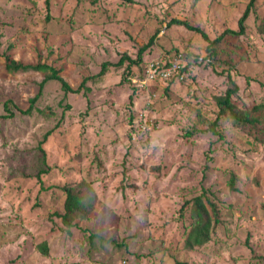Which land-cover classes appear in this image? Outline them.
I'll return each instance as SVG.
<instances>
[{
  "label": "rangeland",
  "instance_id": "1",
  "mask_svg": "<svg viewBox=\"0 0 264 264\" xmlns=\"http://www.w3.org/2000/svg\"><path fill=\"white\" fill-rule=\"evenodd\" d=\"M248 2L0 0V53L13 45L15 59L40 60L79 88L64 94L49 81L32 113H22L44 74L7 73L0 55V264H264V120L251 129L222 120L223 139L200 132L215 117L227 73L239 88L235 104L264 102V35L256 29L264 0L238 34ZM171 18L206 38L168 25ZM154 33L143 64L175 52L206 56L209 41L222 38L211 61L194 64L182 82L143 84L137 65L123 82L120 55L136 59ZM45 106L49 119L38 113ZM50 127L48 169L38 178L35 146ZM83 179L93 183L94 209L66 228L54 215L63 211L61 188ZM199 194L216 205L219 222L208 242L187 250L191 219L180 208Z\"/></svg>",
  "mask_w": 264,
  "mask_h": 264
},
{
  "label": "trees",
  "instance_id": "2",
  "mask_svg": "<svg viewBox=\"0 0 264 264\" xmlns=\"http://www.w3.org/2000/svg\"><path fill=\"white\" fill-rule=\"evenodd\" d=\"M255 0H249V2L246 5V8L241 15V17L238 20L239 25V33L235 32V34H240L244 31L245 21L251 11H255ZM49 17V16H48ZM47 17V18H48ZM258 18V23L256 25L257 33L260 35H264V14ZM169 24H178L183 25L184 27L196 31L200 34H202L205 38L206 35L204 32H202L198 27L190 25L185 20H179L175 18H171V20L168 22ZM230 31V30H228ZM234 33V32H233ZM156 38V33H154L150 39L143 44L138 49V55L136 59L128 56L127 54H121L119 57V60L117 63H115V66L121 67L124 63V61H127V74L128 77L122 76V81H128L130 80V77L132 76V65H137L139 68L138 77L140 79H143L144 77V71L146 69V66L148 65V62L142 63L141 60V54L143 51H145L147 48H149ZM221 36L214 38L213 40H210L209 43H211L210 46L206 47L207 54L206 56H189V54H182L181 52H175V56L166 57V58H158L156 59L157 62L160 64H170L173 60L178 59L182 63V72L188 75H191V69L194 64H207L211 61L213 56L217 54L215 48L213 45H217L219 41L221 40ZM2 48V42H0V49ZM13 45H8L6 49H3V52L0 53L3 59V68L7 73H18V72H42L44 74L43 79L38 84V90L35 96L31 99H29V106L25 111L22 113H26L30 115L32 111L36 108L35 103L38 100V98L41 96L42 90L44 85L49 81H57L60 83L61 89L64 92V94L68 92H77L79 88H71L70 85L65 81L62 76L59 75V70L48 65L45 63H42L40 60H38L35 63H24L20 60H17L13 57ZM184 55V56H183ZM189 56V58H188ZM202 58L200 61L199 58ZM108 62H103L100 70V75L105 72V68ZM227 80H228V87L224 91L223 94L217 95L214 97L216 105H217V112L215 113V117L212 122L209 123L208 129L200 130V132H207L210 131L212 135L216 136L218 139H223V134L218 129L219 123L224 120L231 124L233 127L237 129H245V128H256L259 126V124L263 123L264 120V102L261 103H254L250 107L242 106L239 107L237 104H235V98L238 97V85L233 79V77L230 75V73H227ZM83 79L80 86H83L84 81ZM184 81H177L174 78L168 79V80H160L158 79V82H182ZM151 84V83H148ZM129 103L130 105H133V98L132 96H129ZM68 106V105H67ZM6 107V106H5ZM38 113L40 115H43L46 119H49L53 115V111L51 107L45 106V108L38 110ZM4 117L12 116V113L9 112L7 115H3ZM133 116L130 115L129 121L132 122ZM61 122V119L56 123L54 128L58 127ZM53 127L48 128L44 134L42 135L41 140L38 141L37 145L35 146V150L39 153V162L41 167L38 168V170L32 174L36 177H40L41 174H44L47 172L48 165H47V157L45 152L46 143H48V138L51 136V134L54 131ZM43 166V167H42ZM44 166H46L44 168ZM231 185L233 184V181L230 182ZM92 182L87 181L85 179L80 180L77 183H69L64 185L61 190L64 194V200L62 205V213H54L57 217L61 218V222L64 224L66 228L71 227L74 224L75 220H81L84 218H87L88 214L92 212L95 206V192L92 186ZM210 208H208V206ZM189 210V215L191 219L189 230L185 232L186 236L184 238V247L187 250H194L196 248H200L202 245H204L206 242H208L211 239L212 235V227L217 225L219 222L218 219V209L215 204L211 203L205 195L199 194L197 196L192 197L189 200H186L184 204L180 208V214L182 215L183 212L186 210ZM246 245L248 244V241L245 242ZM39 251L42 254H47V246L46 243H42L38 246ZM264 259V257L262 258Z\"/></svg>",
  "mask_w": 264,
  "mask_h": 264
},
{
  "label": "built area",
  "instance_id": "3",
  "mask_svg": "<svg viewBox=\"0 0 264 264\" xmlns=\"http://www.w3.org/2000/svg\"><path fill=\"white\" fill-rule=\"evenodd\" d=\"M201 61L202 58L200 57ZM187 74L182 72V63L175 59L170 64L164 65L160 64L156 60H152L146 66L144 71L143 79L139 80L143 84L158 82V79L168 80L174 78L177 81H181L185 79ZM123 264H127V262H123Z\"/></svg>",
  "mask_w": 264,
  "mask_h": 264
}]
</instances>
